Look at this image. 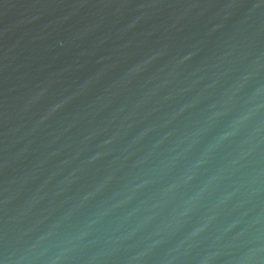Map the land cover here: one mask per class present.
<instances>
[{"label": "water", "instance_id": "water-1", "mask_svg": "<svg viewBox=\"0 0 264 264\" xmlns=\"http://www.w3.org/2000/svg\"><path fill=\"white\" fill-rule=\"evenodd\" d=\"M0 264H264V0H0Z\"/></svg>", "mask_w": 264, "mask_h": 264}]
</instances>
